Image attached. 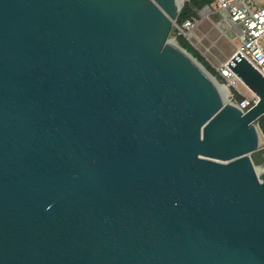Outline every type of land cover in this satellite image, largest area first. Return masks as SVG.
Segmentation results:
<instances>
[{"label":"water","instance_id":"water-1","mask_svg":"<svg viewBox=\"0 0 264 264\" xmlns=\"http://www.w3.org/2000/svg\"><path fill=\"white\" fill-rule=\"evenodd\" d=\"M183 3L0 0V264H264V75L227 102Z\"/></svg>","mask_w":264,"mask_h":264},{"label":"built area","instance_id":"built-area-1","mask_svg":"<svg viewBox=\"0 0 264 264\" xmlns=\"http://www.w3.org/2000/svg\"><path fill=\"white\" fill-rule=\"evenodd\" d=\"M197 14L198 16L186 18L181 23L176 19L173 39L176 40V36L182 35L196 48L193 37L199 19L207 18L214 23L211 14H218V28L225 24L239 39L236 52L264 75V0H214L212 4H206L197 10ZM216 70L226 79L224 84L227 85L230 95L227 102L238 104L246 112L258 101V96L228 68L227 61Z\"/></svg>","mask_w":264,"mask_h":264},{"label":"rangeland","instance_id":"rangeland-1","mask_svg":"<svg viewBox=\"0 0 264 264\" xmlns=\"http://www.w3.org/2000/svg\"><path fill=\"white\" fill-rule=\"evenodd\" d=\"M211 18L214 23L207 18L199 19L194 30L193 43L203 57L214 68H218L236 53L237 44L240 42L233 30L228 29L225 24L220 26L221 29L218 28L216 24L220 21L218 14H211ZM171 36L172 38L175 36L174 31ZM261 143L258 152L264 154V137H262ZM255 164L264 167V161Z\"/></svg>","mask_w":264,"mask_h":264},{"label":"trees","instance_id":"trees-1","mask_svg":"<svg viewBox=\"0 0 264 264\" xmlns=\"http://www.w3.org/2000/svg\"><path fill=\"white\" fill-rule=\"evenodd\" d=\"M214 0H184L183 6L186 8L185 13H180L177 21L181 23L184 19L190 18L193 16H198L197 10L201 9L206 4H212ZM177 42L183 46L188 52H190L193 56H195L200 62L204 64V66L221 82L226 83V79L214 68L204 57L203 55L182 35L176 36ZM239 99H242L241 95L237 94ZM257 124L259 125L263 135H264V116H261L257 120ZM264 154L261 152H254L252 154V158L254 162L260 163L264 161Z\"/></svg>","mask_w":264,"mask_h":264},{"label":"bare ground","instance_id":"bare-ground-1","mask_svg":"<svg viewBox=\"0 0 264 264\" xmlns=\"http://www.w3.org/2000/svg\"><path fill=\"white\" fill-rule=\"evenodd\" d=\"M225 90H226V92L228 93L229 92V89H228V87H227V85L226 84H222L221 85ZM262 144V143H261ZM261 146V145H260ZM260 148V147H259ZM259 150V149H258ZM257 150V151H258ZM256 152V151H255ZM254 153V152H253ZM252 153V154H253ZM252 154H251V157H252ZM253 159V158H252ZM254 161V160H253ZM255 163V162H254ZM257 166V170L259 171V172H261V171H263L264 170V167H262V166H259V165H256Z\"/></svg>","mask_w":264,"mask_h":264}]
</instances>
